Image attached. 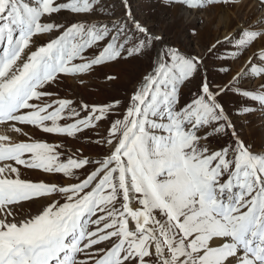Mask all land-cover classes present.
Wrapping results in <instances>:
<instances>
[{
	"label": "snow or ice",
	"instance_id": "1",
	"mask_svg": "<svg viewBox=\"0 0 264 264\" xmlns=\"http://www.w3.org/2000/svg\"><path fill=\"white\" fill-rule=\"evenodd\" d=\"M204 2L161 0L165 7ZM206 2L226 8L238 0ZM62 12L71 17L66 23L54 19ZM239 32L240 45L264 39L259 20ZM88 49L99 51L85 59ZM225 51L234 56L222 58ZM235 53L230 36L203 54L167 43L130 0H0V122L16 133L19 123L68 136L109 124L106 136L89 141L99 153L108 145L96 160L61 162L53 145L0 136V161L65 176L86 172L57 186L22 179L9 163L0 167V264H264V154L241 132V117L264 113V53L233 74L231 63L243 56ZM130 60L148 63L126 105L113 99L77 111L48 90L61 74L80 78L105 62ZM210 71L227 80L209 79ZM250 80L259 81L255 88ZM117 108L123 118L112 120ZM66 110L75 120L61 124ZM26 206L34 211L18 219Z\"/></svg>",
	"mask_w": 264,
	"mask_h": 264
},
{
	"label": "rangeland",
	"instance_id": "2",
	"mask_svg": "<svg viewBox=\"0 0 264 264\" xmlns=\"http://www.w3.org/2000/svg\"><path fill=\"white\" fill-rule=\"evenodd\" d=\"M57 2H64V0H57ZM130 3L132 6V11L136 14L137 18L143 20L146 24L153 26V30L156 33H162L165 36L167 43L174 45L182 50L192 52L193 54L205 53L209 45L212 44L218 38H222L224 36L233 37V48L236 49L235 54H238L239 52H243V56L240 59L235 60L234 63H231L233 74L237 69H240L241 67H246L247 66L246 60H252L254 53L257 55L258 58H262L261 53H264V39L256 41V43L251 44V46H248L247 44L240 45L239 43L241 37L239 28L247 29V26L256 23L259 20L262 26V30H264V19H260V15L258 14L259 12H261V10L264 9V6L260 5L259 0H242L240 2H237L234 6L230 5L226 8H223L219 5H214L209 7L206 0L199 8H196L194 5L185 7L179 3H175L171 7H165L161 3V0H130ZM221 16L225 18L223 25H221V23L219 22V18ZM54 19L61 23H66L67 20L71 19V17L67 12H62L58 15L54 14ZM42 22H51V21L42 19ZM238 26L240 27L238 28ZM192 29L197 30L196 35L192 34ZM234 32L235 35L233 36ZM58 34H59L58 32L54 31L51 34V37L43 36L40 40V43L46 42L47 39L49 38H55V36H57ZM98 51L99 49L86 50L84 54L85 59H90L94 55H97ZM233 56L234 53L232 51H225L224 56L222 58L228 59ZM77 61H76L77 63L81 62L80 60ZM147 63H148L147 60H131L129 62L121 61L119 63L105 62L102 65L95 66L94 70L91 71V73H89L90 72L89 71L86 73L79 74L80 76L79 82L76 81L77 78L74 76H68L67 77L68 80L65 79L64 82L69 83L70 85H73L75 82V84H80V87L82 88V86L94 82L91 78L92 76L100 75L103 76L102 78L108 76V78L106 79L107 81L105 80L97 83L98 89H100L102 94H107L109 100L112 98L122 99L121 100L122 103L126 105L127 99L131 94V90L134 88L137 81L145 73ZM254 63L256 62L254 61ZM249 72H251V69H249ZM117 73H121V75ZM61 76L65 78V74H61ZM113 77L115 79H112ZM221 78L227 80V77H218L211 71L209 72V79H221ZM62 79L63 78H61V80ZM95 79L98 80L96 77ZM118 79H121L122 82H120L117 87L113 88L110 85H108L110 82L116 81ZM72 81L74 82L72 83ZM258 82H259L258 80L247 81V87L255 88ZM119 85L121 87H119ZM80 87L76 86L75 89H78ZM190 88L191 85L186 86L183 90L185 99H187L189 96ZM48 90L52 91L54 95L55 93H58L55 92L53 88H50ZM69 90L71 89L69 88ZM115 91L118 92L116 93ZM111 92L113 93L112 97L110 96L112 94ZM70 93H72V91H70ZM64 94L67 95L66 92H64ZM84 96H85L84 90L83 91L80 90V92L76 93V97L80 98V102H84ZM120 96L122 98H119ZM117 109H116L117 110L116 114H114V110L112 113H110V117L112 120L123 118L122 115L118 114V113H122L123 109L120 108ZM245 120L247 122H245ZM241 123L243 124V127L241 128L243 138H245L247 143L251 146V150L254 153L258 152L264 154V113L257 110L250 117L247 118L241 117ZM17 124H18L17 127L23 128V132H22L23 134L16 133L14 131L13 132L16 135H19L21 139L24 137H28L27 132L30 129L29 128L26 129L25 127L32 125H20L19 123ZM108 126H109L108 123H104V124H100L99 127L92 129L94 133L89 134L88 136L89 138H87L86 141H83L84 144H81L82 140L80 139L81 140L80 148L77 147L75 149L74 148L70 149L68 148L69 143L59 142L63 144L62 151L67 156L72 158L83 156V157H89L93 160L102 159L103 155L107 154V150H108L107 143L103 145L104 152L99 153L96 147L89 144V141H95L97 139L102 138V136H106L107 133L105 129ZM28 138H32V136H29ZM38 138L40 139L43 138L40 141H44V142L53 141V143H55L54 140L58 139L56 138V136L44 134L41 129L39 130ZM113 143H116V141H113ZM53 146L56 149H60L59 146L56 145ZM84 146L87 147L84 148L85 150L83 149ZM60 160L61 162L65 161V159L62 158H60ZM17 167L21 172L22 179H29L34 182H41L42 180H44L42 182L45 183L52 182L51 184H56L57 186H66L70 183H78L79 182L78 178H82L86 175V172L83 170H75V176H65L63 173L46 174L43 173L41 170H38L40 171L39 174H28L27 172L29 170L25 169L23 166L22 167L17 166ZM86 168L88 171L92 170V168H89L88 166H86ZM64 181H67L68 184H64ZM121 201H122V197H121ZM61 202H63L62 198H61ZM131 206L134 208L138 207L135 200L132 201ZM117 207L119 208L120 205L118 204ZM32 211H34V208L27 210V213ZM22 213L27 214L25 212V209H21L20 211L16 212V215L18 214L17 215L18 219L23 218ZM132 226L134 227V225Z\"/></svg>",
	"mask_w": 264,
	"mask_h": 264
},
{
	"label": "bare ground",
	"instance_id": "3",
	"mask_svg": "<svg viewBox=\"0 0 264 264\" xmlns=\"http://www.w3.org/2000/svg\"><path fill=\"white\" fill-rule=\"evenodd\" d=\"M242 0H238V2H240ZM258 4V2H257ZM260 15V19H264V9L261 10V12L258 13ZM180 15V14H179ZM183 18V17H182ZM225 19V18H224ZM219 22L221 23V17L219 18ZM240 26H238L239 28ZM79 60V59H78ZM131 61V60H130ZM78 62V61H77ZM129 62V61H128ZM126 65V64H125ZM91 73V71L89 72ZM119 75H121V73H117ZM95 77L98 79L96 80ZM103 76H92V80L94 82H91L87 85H84L82 86V88L80 87V84H75L74 81H72V83L74 82L73 85H70L69 83H65V79L68 80V78H64L61 76V78H63L62 80H60L59 84L58 85H53V89L55 90V92H58V93H55V95L57 96H53L52 99H68V100H71L72 101V104H71V107L72 108H76L77 111H80V104H83V103H87L89 105H92V104H103V103H110L113 99H116V98H112V99H108L107 97V94H102V92L100 91V89H98V85L97 83H99L100 81H105L108 76H106L105 78H102ZM74 79V78H73ZM95 79V80H94ZM76 81H80V78L76 79ZM107 81V80H106ZM113 81V80H112ZM71 82V81H70ZM110 82V81H108ZM122 82L121 79H118L116 81H113V82H110L108 85H110L111 87H117L118 84ZM78 86L80 88L78 89H75V87ZM109 86V87H110ZM71 90H69V88ZM110 87V88H111ZM119 87H121L119 85ZM118 89V88H117ZM60 90V91H59ZM80 90H84V102H80V98L76 97V93L77 92H80ZM70 91H72V93H70ZM119 91V90H118ZM118 91H115L116 93ZM64 92L67 93L64 94ZM120 92H121V89H120ZM112 93V92H111ZM124 94V93H123ZM103 95V96H102ZM113 93L110 95L112 97ZM96 97V98H94ZM119 98H122L121 96ZM96 100V101H95ZM119 100H122V99H119ZM122 102V101H121ZM118 110V109H117ZM116 109H114V114H116ZM85 115V113L83 111H81V114H80V118H83V116ZM62 116L65 117L64 119H62L60 121L61 124H65V123H72L74 122L75 118L74 117H69L68 116V111L66 110L65 113H62ZM50 124V122H48ZM18 126V124H16V127ZM26 129H30L27 134H28V137L29 136H32V138H28V137H24L21 139V137L19 135H16L12 128L9 126L8 123H0V136H8L13 142H44V141H40L42 139L38 138L39 137V130L40 128L39 127H36V126H26L25 127ZM23 130V128H22ZM37 130V131H36ZM42 130V129H41ZM43 132V131H42ZM25 133V132H24ZM44 134H47V135H53V136H56V138H58L57 140H54L55 143H53V141H50V142H46L45 143H48L50 145H56V146H59L60 149H56L57 152H59L61 155H60V158L62 159H65V161L63 162H67V159L69 158V156H67L63 151H62V148H63V144L62 143H59V142H66V143H69L68 144V148L72 149V148H77L79 147L80 148V141L82 140L81 144H84L83 141H86L87 138H89V134L91 133H94V131L92 130H86L82 135L81 134H76L74 136H68L67 134H57V133H45L43 132ZM23 134V133H22ZM105 135V134H103ZM262 136V135H261ZM81 139V140H80ZM63 140V141H61ZM84 148H87V147H83ZM85 150V149H84ZM5 163H9L11 164L13 167H17V165L15 164L14 161H0V167H2ZM21 167L23 165H20ZM24 167V166H23ZM29 170L27 173L28 174H39L40 171L38 170H32V169H27ZM24 172V171H23ZM26 173V174H27ZM47 174V173H46ZM13 177H14V174H13ZM37 177V176H36ZM47 177V176H46ZM51 177V176H50ZM59 178V177H58ZM47 179V178H46ZM40 181V180H39ZM44 181V180H42ZM47 181V180H46ZM61 181V180H60ZM34 182V181H33ZM52 183V182H51ZM50 183V184H51ZM61 183V182H60ZM64 184H68L67 181H64ZM131 206V205H130ZM24 207L23 209H25V212L27 213V210L29 209H33L34 206L32 208H28ZM21 209H17V212L20 211ZM24 212V211H23ZM25 213H22V216L24 215ZM2 215V214H0ZM18 215V214H17Z\"/></svg>",
	"mask_w": 264,
	"mask_h": 264
}]
</instances>
